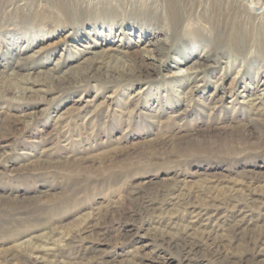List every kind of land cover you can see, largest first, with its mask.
<instances>
[{
    "label": "rangeland",
    "instance_id": "374dc122",
    "mask_svg": "<svg viewBox=\"0 0 264 264\" xmlns=\"http://www.w3.org/2000/svg\"><path fill=\"white\" fill-rule=\"evenodd\" d=\"M262 86L264 0H0V264H264Z\"/></svg>",
    "mask_w": 264,
    "mask_h": 264
},
{
    "label": "bare ground",
    "instance_id": "6f19581e",
    "mask_svg": "<svg viewBox=\"0 0 264 264\" xmlns=\"http://www.w3.org/2000/svg\"><path fill=\"white\" fill-rule=\"evenodd\" d=\"M141 60L144 61V62H142V65L145 67V70L149 69L150 65L152 63L145 61L143 59V57H141ZM200 69H201V66L198 65L196 62L194 64H192L191 66H188L185 68L184 73L187 74V76L186 75L181 76L180 80L187 87V91L193 90L194 88L198 87L201 84L198 81L199 78L197 79V77H195V76L194 77L190 76V75H193L194 73H196L197 71H199ZM263 90H264V86L260 87V91L253 94V95L247 94L244 91H241V93L239 94L240 102L242 104L248 105L251 109L260 110V111L264 112V94H263L264 91ZM212 215L213 214L211 212H204V211L198 212L195 215V220L190 222L191 225H186V228L193 229V227L196 226V223L198 225H200V224L204 225L201 223V221L202 220L205 221L206 219H208V217H211ZM186 237H188V234L186 233V231H184V232H182V234L180 236H177V238L175 240H173L174 245L183 249V251L186 254L192 250L193 245L198 246V244L204 245L206 248L212 250L216 254L218 253L217 249H218L219 244L215 240L211 239L209 236H206L204 239H200V240L197 238L196 241H191L190 239L187 240ZM179 239H181L182 242H179L178 241ZM38 251L43 252V254L46 256L52 255L51 252H48L49 250L47 251L45 249H42V250L39 249ZM58 264H60V263H58Z\"/></svg>",
    "mask_w": 264,
    "mask_h": 264
}]
</instances>
